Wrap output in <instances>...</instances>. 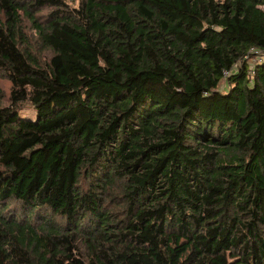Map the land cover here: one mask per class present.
Returning a JSON list of instances; mask_svg holds the SVG:
<instances>
[{"label": "trees", "instance_id": "obj_1", "mask_svg": "<svg viewBox=\"0 0 264 264\" xmlns=\"http://www.w3.org/2000/svg\"><path fill=\"white\" fill-rule=\"evenodd\" d=\"M252 48L264 0H0V264H264Z\"/></svg>", "mask_w": 264, "mask_h": 264}, {"label": "built area", "instance_id": "obj_2", "mask_svg": "<svg viewBox=\"0 0 264 264\" xmlns=\"http://www.w3.org/2000/svg\"><path fill=\"white\" fill-rule=\"evenodd\" d=\"M250 53L244 58L249 65V68L251 71H254L255 66L258 63H263L264 62V51L258 49V48H252L250 51ZM237 66H235L234 68H236ZM230 72L225 71V75H229Z\"/></svg>", "mask_w": 264, "mask_h": 264}, {"label": "rangeland", "instance_id": "obj_3", "mask_svg": "<svg viewBox=\"0 0 264 264\" xmlns=\"http://www.w3.org/2000/svg\"><path fill=\"white\" fill-rule=\"evenodd\" d=\"M225 87H222V88L225 89ZM226 89H227V87H226ZM22 115L25 117L34 119L36 117V111L31 106H28L22 111Z\"/></svg>", "mask_w": 264, "mask_h": 264}]
</instances>
